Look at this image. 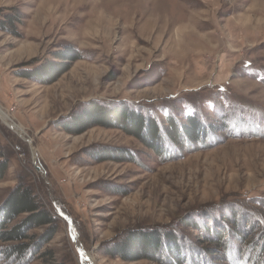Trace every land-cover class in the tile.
Here are the masks:
<instances>
[{"label":"rangeland","instance_id":"rangeland-1","mask_svg":"<svg viewBox=\"0 0 264 264\" xmlns=\"http://www.w3.org/2000/svg\"><path fill=\"white\" fill-rule=\"evenodd\" d=\"M12 10L22 22L16 32L0 30V108L31 143L0 118L8 161L0 201L23 181L59 215L55 233L26 264H167L162 247L156 260L110 251L115 240L152 229L203 250L204 264H264V253H251L264 243V0H0L1 13ZM70 47L80 56L53 82L20 75L19 66L56 62ZM219 85L237 103L232 118H219L227 109L214 115L204 108ZM125 100L131 108L177 112L192 102L205 122L227 124L208 134L219 144L202 149L199 142L182 154L171 147L178 158L167 161L119 127L94 124L70 134L52 125ZM106 146L130 149L134 160L84 153ZM228 215L246 234L232 239L231 261H224L206 228L226 230ZM28 233L46 234L44 226Z\"/></svg>","mask_w":264,"mask_h":264},{"label":"trees","instance_id":"trees-1","mask_svg":"<svg viewBox=\"0 0 264 264\" xmlns=\"http://www.w3.org/2000/svg\"><path fill=\"white\" fill-rule=\"evenodd\" d=\"M1 12L2 11H0V30L9 31L10 33L16 32L17 24L22 22L21 12L18 10H12L9 11V13ZM63 51L64 52L60 51V53H57L55 56L58 62L45 60L41 65H29V68H27L28 66H19L22 67L20 68V71H22L19 72L21 73L20 75L28 79L32 78L34 81L42 84L53 82L63 72L69 69L71 61L76 60V58L80 56L79 51L73 47L69 49L64 48ZM260 80L264 83V76ZM225 93V87L219 85L217 91L212 94V99L206 101L208 106L203 107L206 110H211L214 115H217L223 108L227 109L226 111L228 113H224L222 110V114L219 118L225 116L228 119V116L232 118L230 114H232L236 108L237 103H232ZM120 103L121 102H119V104ZM124 103V107L122 105L116 106L118 104H111L113 106H109V108L104 110L98 107L89 108V110L95 112L85 110L78 115L65 116L62 117V119L54 121L52 125L70 134H78L88 128V126L94 124H103L107 127H119L125 132L134 135L149 149H154V152L160 157L161 161H167L178 158L177 156L173 157L171 155V147L173 151L176 150L179 154H182L183 151L187 152L194 149L191 148V145L195 146L199 142L202 144L199 145L202 149H204L207 144L210 146L219 144V140L216 141L215 136L210 139L208 138V134L212 133L215 135L217 131L221 128H225L227 124L225 121L219 123L222 124V127L219 128L216 126L218 125L216 123H212L211 121L205 122L206 119L203 117L205 114L203 115L200 112L201 108L199 110L198 106H196L197 104L192 102L184 104L181 110L178 111L181 112V120H178L179 115L177 108L172 110L170 108L161 107L153 110L146 106L136 105V103L133 104L134 108H131L129 107L130 103H128V101L125 100ZM87 106L91 107L90 104ZM238 112H240V110ZM161 113H165L166 116L160 118L159 114ZM219 118L217 117L216 119L220 120ZM208 140L209 142L207 143ZM212 140L215 141L212 142ZM196 147L198 146H195V149ZM86 151L84 152L85 155L92 159L111 160V158L118 159L117 157H121V161H124V157L128 156L127 159L134 160V158H132L133 152L123 147L115 148L106 146L95 149V152L93 151L90 153ZM120 154H124V156H120ZM7 164L6 153L0 148V179ZM36 173L38 172L36 171ZM20 214H24V216L16 220ZM229 215L234 216L233 214ZM229 215L228 218H225L227 221L226 224L228 225L226 226V230L222 229L223 231H217L214 229L215 227H205L207 230L206 234H208L209 238L212 234L217 237L214 241H217L221 246L220 257L224 261H231V243L238 238H245L246 234L245 230L238 231L240 229L238 227L239 225L237 226L235 219H232ZM58 216L57 212L54 213L51 209L49 210L45 201L31 189L29 184L18 181L15 186L8 190L7 195L2 201H0V241L9 242L0 247V264L28 263L35 257V254H38L41 244L48 241L52 234L55 233L57 229L56 221L59 219ZM236 217H238V215H236ZM245 219L246 218L242 217L241 221ZM244 222L249 224L248 220ZM36 226H44L46 234L39 235L38 238H36L37 236L34 237L29 234L28 231ZM225 231L229 233L227 234ZM214 232L219 233H217L218 235L216 236ZM163 233L166 234L161 237V235L153 229L142 232L133 231L131 234L129 233L127 238H119L118 241L115 240L110 251L112 254L115 253L126 260H136L140 258L156 260L160 252L159 249L162 247L167 258V260H163H165L164 262L167 264L178 263L176 260L182 255L186 256L189 262L186 261L189 264H195V262L204 264L206 253H204L203 250L201 253L191 252L189 246L188 248H183L184 245L179 244L180 239L176 238L175 235L169 232ZM226 236H228V240L224 242ZM252 248L255 249L251 251V253H254V256L264 253L261 251L264 248V243L260 247L256 245V247L253 246ZM239 250L242 253L241 248ZM239 250H237L238 253H240ZM42 253L43 255L45 254V252ZM183 260L184 258L179 261L183 262ZM51 264L59 263L51 262Z\"/></svg>","mask_w":264,"mask_h":264},{"label":"water","instance_id":"water-1","mask_svg":"<svg viewBox=\"0 0 264 264\" xmlns=\"http://www.w3.org/2000/svg\"><path fill=\"white\" fill-rule=\"evenodd\" d=\"M4 121V120H3ZM7 126L9 127V125L7 124ZM10 128V127H9ZM10 129H12V128H10ZM13 130V129H12ZM14 131H16V133L22 138V139H24L25 141H27V143L28 144H30L31 143V141H29V139H27V138H25V136H24V131L23 130H21L20 129V132L19 131H17V130H14ZM32 161H33V165H34V168L36 169V171L37 172H39L41 175H43V170H42V168H41V166L37 163V160H36V158H35V155H36V153L34 152V150L32 151ZM81 252H83V250H81Z\"/></svg>","mask_w":264,"mask_h":264},{"label":"bare ground","instance_id":"bare-ground-1","mask_svg":"<svg viewBox=\"0 0 264 264\" xmlns=\"http://www.w3.org/2000/svg\"><path fill=\"white\" fill-rule=\"evenodd\" d=\"M0 118L2 120H4L10 128H12L13 130H17L20 132V129L23 130L20 126H18V124H15L13 121H11L9 118V116L7 114H5L2 109L0 108Z\"/></svg>","mask_w":264,"mask_h":264}]
</instances>
